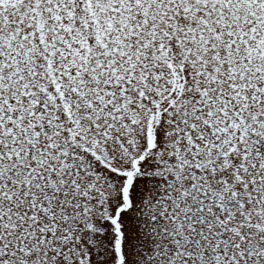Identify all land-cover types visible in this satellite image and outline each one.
Returning a JSON list of instances; mask_svg holds the SVG:
<instances>
[{
    "label": "snow or ice",
    "instance_id": "1",
    "mask_svg": "<svg viewBox=\"0 0 264 264\" xmlns=\"http://www.w3.org/2000/svg\"><path fill=\"white\" fill-rule=\"evenodd\" d=\"M0 264H264V0H0Z\"/></svg>",
    "mask_w": 264,
    "mask_h": 264
}]
</instances>
